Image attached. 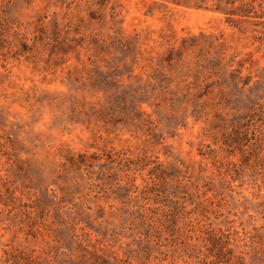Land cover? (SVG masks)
<instances>
[{
  "label": "rangeland",
  "instance_id": "1",
  "mask_svg": "<svg viewBox=\"0 0 264 264\" xmlns=\"http://www.w3.org/2000/svg\"><path fill=\"white\" fill-rule=\"evenodd\" d=\"M0 264H264V0H0Z\"/></svg>",
  "mask_w": 264,
  "mask_h": 264
}]
</instances>
